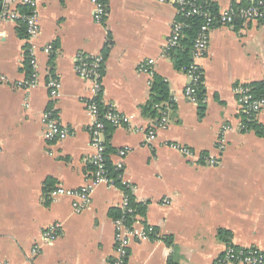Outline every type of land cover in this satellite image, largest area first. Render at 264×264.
Masks as SVG:
<instances>
[{"label":"crops","instance_id":"obj_1","mask_svg":"<svg viewBox=\"0 0 264 264\" xmlns=\"http://www.w3.org/2000/svg\"><path fill=\"white\" fill-rule=\"evenodd\" d=\"M210 1L224 11L255 0ZM106 6L107 16L98 23L91 0H36L40 33L30 41L19 23L4 18L5 8L21 5L0 0L2 258L10 264H113L117 258L114 214L123 208L122 186L95 185L81 212L73 198L50 195L93 181L92 87L75 67L78 56L97 55L105 58L100 101L131 119L106 134L110 160L121 166L133 202L146 206L131 227L147 239L131 237L127 263L213 264L230 246L264 251V136L243 130L235 92L264 81V26L249 21L211 31L206 56L196 60L204 73L201 115L198 102L185 96L189 75L164 56L177 9L159 0H107ZM32 46L38 65L34 71L28 66L38 77L35 87L27 85ZM48 46L52 50L45 53ZM150 60L152 73H146ZM155 74L169 84L173 105L166 126L149 143L148 132L161 120L143 113ZM51 79L62 86L56 99ZM49 110L70 132L67 139L45 138L42 119ZM256 121L264 127V111ZM54 226L58 238L46 241L44 233Z\"/></svg>","mask_w":264,"mask_h":264},{"label":"built area","instance_id":"obj_2","mask_svg":"<svg viewBox=\"0 0 264 264\" xmlns=\"http://www.w3.org/2000/svg\"><path fill=\"white\" fill-rule=\"evenodd\" d=\"M18 3L26 7L28 11L21 12L20 10L10 11L5 8L4 18L12 22H22L26 28V37L28 40H34L40 33V23L38 12L36 10V0H16ZM95 7V20L98 23H102L107 16V6L102 0H91ZM162 4H169L177 9L178 15H185L186 17L192 16H203L204 24L201 26L199 37L195 45L194 53V63L190 66L189 70L185 71L191 79L190 86L185 90V96L188 100L193 103H197L196 98V88L202 77L203 73L201 69L196 65V60L206 56L209 43L211 31L218 26H233L237 23L249 22V21H259L264 26V0H255L249 6H232L227 10L220 11L218 15H211L207 11H203L202 7L199 6L195 0H159ZM184 25L175 22L172 28V33L167 40L164 56L169 58V51L178 46ZM4 34L0 31V38ZM52 50L51 46H48L44 52L50 53ZM29 64L33 71L37 68L38 62L34 53V47H30L28 50ZM105 63V58L103 55H97L93 57L78 56L76 59V73L79 77L88 81L91 84L92 99L88 102V111L93 116L94 122L90 127L91 133V145L95 151V155L91 160V164L95 167L93 172V181L91 184L83 187L77 191L67 190L63 187H58L53 190L50 195L53 198L59 196H68L75 200L74 208L77 212L83 211L90 203L91 189L101 183H107L113 185V180H111L107 175V168L105 163V155L107 151L106 147V127L108 125L113 127H119L122 125H128L130 123V118L118 113L115 109L108 107L104 111L100 108L98 98L101 96L103 91V66ZM154 64L153 60L148 61L147 65L143 67L144 72L152 73L151 67ZM27 85L29 87H35L38 85V77L35 72L31 75L29 80H27ZM61 83L57 79H51L48 82V88L50 91V96L56 99L60 96ZM236 94L238 95V101L242 107L243 113L246 114H257L264 111V97L257 98L253 93L249 85H241L236 88ZM159 107V106H157ZM168 111L169 107L165 109L162 113V118L159 124H155L152 129L148 132L147 141L153 142L156 139V130L158 128L165 127L168 122ZM45 138L49 141L65 140L69 137L70 132L63 128L57 116L52 111H47L43 115L42 119ZM173 148L183 152L186 156L192 157L193 153L190 149L180 146L172 145ZM130 148L127 147L120 151L121 157H125L127 153L130 152ZM116 167V166H115ZM117 170L122 171L121 166L116 167ZM123 176V175H122ZM122 180V177H121ZM122 183L125 187L131 190V185L128 183ZM124 202L123 210L126 213H132L133 209L130 207V197L128 193H123ZM116 225V253L117 258L113 264H128L129 258V247L131 244V237H138L140 239H147L146 232H139L134 230L125 222V217L117 219L115 221ZM57 226L52 227L46 231L43 235L46 241L53 242L58 238ZM264 264V251L257 248H228L225 253L213 264ZM0 264H10L8 261L2 258L0 254Z\"/></svg>","mask_w":264,"mask_h":264},{"label":"trees","instance_id":"obj_3","mask_svg":"<svg viewBox=\"0 0 264 264\" xmlns=\"http://www.w3.org/2000/svg\"><path fill=\"white\" fill-rule=\"evenodd\" d=\"M103 3L106 4L107 0H102ZM196 3L202 7L203 11L209 12L211 15H218L220 12L216 3H213L210 0H195ZM250 5V4H249ZM245 5V6H249ZM241 6V5H240ZM21 12H26L28 9L26 7L21 6L19 9ZM204 17L203 16H192L186 17L185 15H178V23L184 25V29L182 32V36L180 38L179 44L177 47L171 49L169 51V58L173 62L175 69L179 71H187L189 70L190 66L194 63V53H195V45L196 41L199 37L201 26L204 24ZM240 23V22H239ZM20 33H23L26 36V28L24 23L19 22ZM26 64L28 68V76L32 75V70L29 65V57L26 56ZM203 73V71L201 70ZM204 75V73H203ZM196 88V98L198 99V104L200 106V114L203 115L205 108H204V98H205V89H204V76L202 77L201 81L194 86ZM252 89V93L257 98L264 97V81L254 83L249 86ZM101 97V96H100ZM100 97L98 98L99 106L104 111L108 109V107H104L102 102L100 101ZM173 105L172 99L170 97V88L169 84L165 79L158 75L153 76V81L151 83V96L149 102L143 107V113L147 117L155 118L156 120H160L162 118V113L165 111L167 107ZM159 106V107H157ZM113 126L108 125L106 127V134L108 138L110 137V133L113 131ZM243 130L244 131H254L259 136H264V127L256 121V114H243ZM107 138V139H108ZM106 155H105V163L107 168V175L108 177L113 180V185L115 186H122L125 193L129 194L130 197V207L133 209L132 213H126L123 209L122 210H115L114 216L117 219L125 217V222L131 226L135 220V216L138 212H144L146 206H138L133 202L130 189L125 187L122 183V171L117 170V168L113 165L110 160V152L112 151L111 148L107 144L106 140ZM93 172L95 171V167L92 165ZM221 238H224L225 234L220 232L219 233ZM168 240V238L166 239ZM232 247V246H230ZM229 247V248H230ZM176 254V251H175ZM169 264H174L172 260Z\"/></svg>","mask_w":264,"mask_h":264}]
</instances>
